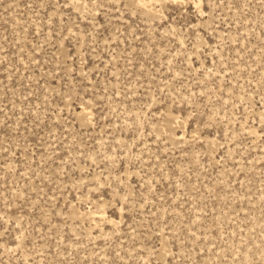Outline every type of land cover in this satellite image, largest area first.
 I'll return each mask as SVG.
<instances>
[{"label": "rangeland", "instance_id": "rangeland-1", "mask_svg": "<svg viewBox=\"0 0 264 264\" xmlns=\"http://www.w3.org/2000/svg\"><path fill=\"white\" fill-rule=\"evenodd\" d=\"M0 264H264V0H0Z\"/></svg>", "mask_w": 264, "mask_h": 264}, {"label": "bare ground", "instance_id": "bare-ground-1", "mask_svg": "<svg viewBox=\"0 0 264 264\" xmlns=\"http://www.w3.org/2000/svg\"><path fill=\"white\" fill-rule=\"evenodd\" d=\"M143 3V2H142ZM144 4V3H143Z\"/></svg>", "mask_w": 264, "mask_h": 264}]
</instances>
